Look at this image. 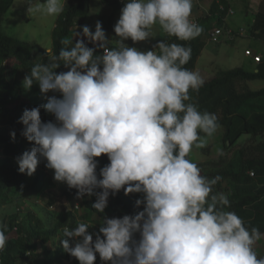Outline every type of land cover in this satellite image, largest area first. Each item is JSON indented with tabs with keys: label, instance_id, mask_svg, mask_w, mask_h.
I'll return each mask as SVG.
<instances>
[{
	"label": "clouds",
	"instance_id": "1",
	"mask_svg": "<svg viewBox=\"0 0 264 264\" xmlns=\"http://www.w3.org/2000/svg\"><path fill=\"white\" fill-rule=\"evenodd\" d=\"M66 3L29 0L27 11L56 17ZM193 7L194 0H124L115 47L101 21L94 31L77 26L82 30L76 28L72 39L61 40L67 47L49 63L34 64L24 78L25 89L38 84L46 102L19 117L21 135L32 143L16 157L20 173L30 177L46 161L54 180L76 189L77 198L95 196L96 213H104L109 197L121 190L142 194L135 201L142 210L104 215L94 234L89 223L64 228L60 243L79 264H95L97 254L106 264H264L254 249L264 233L225 210L228 196L213 192L221 177L202 175L189 158L221 127L215 113L186 103L189 90L204 84L199 72L184 67L192 48L160 39L141 50L125 42L155 38V25L180 41L197 38L203 27L192 19ZM61 64L67 71H56ZM41 109L55 119L42 120ZM102 155L109 162L98 170ZM6 233L0 223V252Z\"/></svg>",
	"mask_w": 264,
	"mask_h": 264
},
{
	"label": "trees",
	"instance_id": "2",
	"mask_svg": "<svg viewBox=\"0 0 264 264\" xmlns=\"http://www.w3.org/2000/svg\"><path fill=\"white\" fill-rule=\"evenodd\" d=\"M120 1V0H118ZM13 0H0V18L8 11ZM110 4H117V1H108ZM219 2H213L212 11L217 9ZM119 4H117L118 6ZM224 12V11H220ZM90 13V0H76L74 3L65 5L64 12L58 19L53 31V51L52 54H45V51L39 50L18 38L11 37L0 31V204H6L13 199V191L17 190L24 182L27 183V175L18 171L16 157L25 150L32 147V143L27 141L21 135L23 125L18 122L25 108L42 105L45 99L42 97L38 84H34L30 90L25 89L23 83L18 79L14 80V75L19 69L29 73L30 68L36 63H49L50 56L58 55L62 47H67L61 43L63 39H72L74 34V24L77 18L85 19ZM215 13L203 14L198 18L199 25L203 27V32L197 38L190 41H180L174 36H157L152 42V47L158 40L162 39L169 43H180L192 48V57L184 65L189 70H193L195 61L203 48V38L217 26H222L223 18L216 16L214 22H208V18ZM112 23L111 15L108 17V26ZM250 32L259 31L258 35L264 37V15L257 14L250 24ZM89 47L93 45L89 44ZM111 46V45H110ZM112 47H115L112 44ZM159 51V50H158ZM102 54V50L97 51V55ZM67 71L61 64L56 69ZM264 77V63H259L256 72L246 71L241 67L223 70L216 76L204 82L198 91L189 90L191 97L186 103H194L201 111L215 113L218 122L224 129L223 138L235 145L243 134L252 136L264 134V111L250 110L247 105L254 104L256 99L264 97V87L260 89H238V80H256ZM42 120H51L50 113L41 109ZM15 131L16 136L13 140L11 132ZM201 135H204L201 133ZM258 150L261 153L259 157L253 156L244 158L240 161V169L234 170L233 163L226 167H220L210 173L211 177L219 175L221 179L213 186V192L218 193L216 188L223 187L221 182L227 180L225 194L231 202V207L225 210L235 211L246 222V226H255L264 233V142L258 144ZM99 160V167L104 166L109 161L106 155L96 158ZM46 162V161H45ZM41 162L34 178V183L30 186L40 190L44 185L45 172L39 170ZM212 171V170H211ZM249 171L254 172L250 176ZM209 172L202 175H208ZM223 193V192H222ZM62 197L67 202H72L76 198V189L66 188L61 191ZM142 194L134 193L125 195L123 190L115 196L109 197L108 207L101 215L108 217H120L124 214H132L137 210L135 201ZM95 196L82 198V204L85 205L87 212L82 219L89 222L87 216L94 213L92 204ZM18 215L14 220L7 223V233L15 231L14 237H8L5 250L0 252V264H79V261L66 253L61 243L54 249L46 247L51 237L60 232V238H63L64 228H75L79 223L70 211L62 212L53 217L52 225H44L41 218L26 213L23 220H18ZM103 220V218H102ZM101 220V221H102ZM103 223V222H102ZM92 224L88 231L96 233L100 224ZM95 239V236L93 237ZM41 243V250L35 252L36 243ZM264 245V243H263ZM101 260L97 254L95 264H100Z\"/></svg>",
	"mask_w": 264,
	"mask_h": 264
},
{
	"label": "rangeland",
	"instance_id": "3",
	"mask_svg": "<svg viewBox=\"0 0 264 264\" xmlns=\"http://www.w3.org/2000/svg\"><path fill=\"white\" fill-rule=\"evenodd\" d=\"M76 0H67L65 5L74 3ZM108 1H117V4H110ZM29 0H13L8 11L0 18V31L8 36L18 38L24 42H28L39 50L46 51L45 49H51L53 51V31L61 14L56 17L46 16L42 14L28 13ZM213 2H219L217 9L212 11ZM32 4L43 3V0H31ZM124 4V0H90V13L85 18H77L74 24V32L82 29L77 26L89 25L91 30H95V23L97 20L102 22V27L106 30V34L110 39V45L114 44L119 39L115 36L114 25L120 16V10ZM196 7V8H195ZM224 8L222 10L221 8ZM228 8H231L232 13H227ZM224 11V12H220ZM208 18V22H214L216 16L223 18L222 26H226L232 29L235 33L234 37L229 39H223L219 43H213L208 38H203V48L195 61V66L192 71L200 73L204 82L210 80L217 75L220 71L228 70L236 67H241L246 71L256 72L257 64L253 58L245 55V50L249 49L253 54L261 56V62L264 63V37L259 36V31L250 32V24H253L255 16L257 14L264 15V0H194V7L192 10V17H200L201 15L211 14ZM111 15L112 23L108 26V17ZM243 30V32H242ZM155 38H150L147 41H141L133 44L129 38L125 41L129 46H135L141 50H147L152 48V42L157 36H164V33L159 25L153 27ZM75 42V38H73ZM52 51L50 55L52 54ZM158 51V49H156ZM24 70L19 69L14 75V80L18 79L23 83L25 76ZM238 89H260L264 87V77L256 80H238ZM52 95V93H49ZM255 105H247V114L252 110L264 111V97L256 99ZM51 120L55 117L50 113ZM224 129L220 127L217 132L208 137L207 146L204 148L193 147L189 154V158L201 169V174L208 173L206 177H211L213 170L226 167L228 164L233 163L234 170L240 169V161L244 158L259 157L261 153L258 150V144L264 142V134L252 136L250 134H243L238 139L235 145H230L228 141L223 138ZM203 136V135H202ZM217 149H221L223 154L218 155ZM44 162L39 170L45 172L44 185L40 190L31 188L28 185L34 183V176H27V183H22L17 190L13 191V199L6 203L0 204V223L7 224L14 220V216L18 215V220H23V216L31 212V214L38 216L43 221L44 225L50 226L53 222V217L62 212L70 211L76 218L78 223L88 221L82 219L83 215L87 212V209L82 200L75 198L73 203L67 202L61 195V191L66 188V184L57 182L53 178V170L45 167ZM212 170V171H211ZM221 188H216L218 192L225 194V188L228 185L227 180L221 182ZM102 213H91L87 216L88 220L92 224L97 222L102 223ZM102 220V221H101ZM90 224V223H89ZM93 227V226H92ZM8 237H14L15 231L9 232ZM60 232L51 237L50 241L46 243V247L54 249L60 244ZM264 238L257 241L254 249L258 254V258L264 257ZM41 250V243H36L35 252ZM63 264H71L64 262ZM100 264H106V262H100Z\"/></svg>",
	"mask_w": 264,
	"mask_h": 264
},
{
	"label": "built area",
	"instance_id": "4",
	"mask_svg": "<svg viewBox=\"0 0 264 264\" xmlns=\"http://www.w3.org/2000/svg\"><path fill=\"white\" fill-rule=\"evenodd\" d=\"M221 9L224 10L223 7ZM227 13H232L231 8H228ZM192 19L194 20V22L199 24L197 17L194 16V17H192ZM242 32H243V30H242ZM234 35H235V33L232 29H230L226 26H217L208 33L207 38L209 41H211L213 43H219L225 38L230 40L232 38V36L234 37ZM245 55L252 57L254 62L257 64H259L261 62V56L258 54H253L252 51H250L249 49L245 50ZM249 174L251 176H254L253 171H249Z\"/></svg>",
	"mask_w": 264,
	"mask_h": 264
},
{
	"label": "crops",
	"instance_id": "5",
	"mask_svg": "<svg viewBox=\"0 0 264 264\" xmlns=\"http://www.w3.org/2000/svg\"><path fill=\"white\" fill-rule=\"evenodd\" d=\"M196 8V7H195ZM257 64V63H256ZM258 65V64H257Z\"/></svg>",
	"mask_w": 264,
	"mask_h": 264
}]
</instances>
